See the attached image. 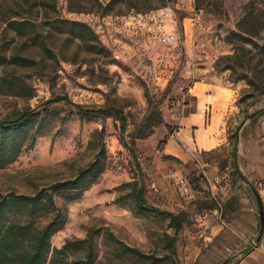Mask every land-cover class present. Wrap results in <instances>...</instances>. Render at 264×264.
I'll use <instances>...</instances> for the list:
<instances>
[{
	"label": "rangeland",
	"instance_id": "obj_1",
	"mask_svg": "<svg viewBox=\"0 0 264 264\" xmlns=\"http://www.w3.org/2000/svg\"><path fill=\"white\" fill-rule=\"evenodd\" d=\"M67 20L95 37L68 33ZM12 21L29 24L19 32ZM216 79L233 100L219 145L205 150L179 135L197 109L191 87ZM261 79L264 0H0V121L33 111L17 129L22 153L0 168V199L55 201L11 208L4 223L27 225L30 248L42 227L63 221L46 264H264ZM105 108L125 128L116 114L83 113ZM198 141L216 143L207 132ZM98 156L102 172L68 200L58 185ZM140 188L179 229L139 209Z\"/></svg>",
	"mask_w": 264,
	"mask_h": 264
},
{
	"label": "trees",
	"instance_id": "obj_2",
	"mask_svg": "<svg viewBox=\"0 0 264 264\" xmlns=\"http://www.w3.org/2000/svg\"><path fill=\"white\" fill-rule=\"evenodd\" d=\"M66 25L67 32L74 36L82 37L83 35H93L88 25L77 21H63ZM29 22L27 21H12L9 26L21 32V30L27 27ZM99 52L103 51V48L98 49ZM261 79V85L258 91L264 95V81ZM59 101L66 100V98H59ZM85 115H112L116 114L121 120L122 127L126 126V118L115 108H105L95 111H84ZM33 115V111H24L16 119L13 120H1L0 121V168L7 164L14 162L22 153L24 145L21 135L17 133V129L26 125L28 119ZM151 132L144 133L143 137L149 136ZM131 151H133L131 149ZM101 161L99 156L92 162H90L85 168L80 169L74 179H69L61 182L57 189L64 190L66 198L68 200H75L80 198L83 191L94 183V180L102 172ZM134 197L140 210H150L157 212L165 217L170 218L171 223L176 228H180L178 217L169 211H163L158 208L150 207L147 205L146 200L142 195V189L134 192ZM49 202L55 204L52 194L46 195V201L37 200L34 197L27 195L12 194L8 197H2L0 199V264H46L49 253L51 251V237L58 232L64 222L53 221L48 223L41 230H39L31 239L30 248L22 246V243L26 239V234L29 231L27 225L11 224L6 225L4 223L5 214L8 210L14 207L33 206L30 213H34L36 209H41L43 203ZM174 241L170 242L173 245ZM70 243H67L63 248L56 249V252L66 253ZM135 252L140 253L135 250ZM141 254V253H140Z\"/></svg>",
	"mask_w": 264,
	"mask_h": 264
},
{
	"label": "crops",
	"instance_id": "obj_3",
	"mask_svg": "<svg viewBox=\"0 0 264 264\" xmlns=\"http://www.w3.org/2000/svg\"><path fill=\"white\" fill-rule=\"evenodd\" d=\"M230 91L234 92V89L218 79L214 82L213 80L195 82L191 87V93L197 99V109L196 112L185 119V128L181 130L179 138L186 144H191L196 139L195 144L205 150L219 145L218 133L233 100ZM209 111L211 112V121L206 125V115ZM193 128H195V133H193ZM205 132L214 135L216 140L214 145L203 147L198 141V136L203 135ZM176 141L178 142L175 139L169 143L170 149L175 146Z\"/></svg>",
	"mask_w": 264,
	"mask_h": 264
},
{
	"label": "water",
	"instance_id": "obj_4",
	"mask_svg": "<svg viewBox=\"0 0 264 264\" xmlns=\"http://www.w3.org/2000/svg\"><path fill=\"white\" fill-rule=\"evenodd\" d=\"M259 204H260V210H261V231H260V236H259V239H260L264 233V208H263V204L260 198H259Z\"/></svg>",
	"mask_w": 264,
	"mask_h": 264
},
{
	"label": "built area",
	"instance_id": "obj_5",
	"mask_svg": "<svg viewBox=\"0 0 264 264\" xmlns=\"http://www.w3.org/2000/svg\"><path fill=\"white\" fill-rule=\"evenodd\" d=\"M163 40H164L166 43H173V42H174V38H173L172 36L165 37V38H163Z\"/></svg>",
	"mask_w": 264,
	"mask_h": 264
}]
</instances>
